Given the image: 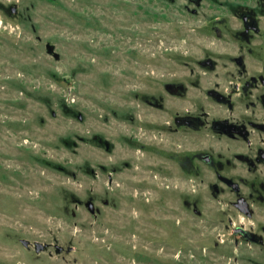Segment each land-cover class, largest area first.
<instances>
[{"label": "rangeland", "instance_id": "obj_1", "mask_svg": "<svg viewBox=\"0 0 264 264\" xmlns=\"http://www.w3.org/2000/svg\"><path fill=\"white\" fill-rule=\"evenodd\" d=\"M17 1L20 15L0 10V264H264L258 246L219 241L222 204L203 186L198 216L180 183L132 177L146 156L136 94L151 69L212 50L213 26L232 29V0ZM102 162L128 177L117 189ZM106 195L118 204L100 202L102 217L77 204Z\"/></svg>", "mask_w": 264, "mask_h": 264}, {"label": "flooded vegetation", "instance_id": "obj_2", "mask_svg": "<svg viewBox=\"0 0 264 264\" xmlns=\"http://www.w3.org/2000/svg\"><path fill=\"white\" fill-rule=\"evenodd\" d=\"M14 6L19 7L17 0H0L8 16L20 15ZM231 7L232 29L213 26L212 50L204 49L194 61L151 69L149 90L136 94L131 124L136 148L146 156L136 157L132 177L134 183H166L170 189V183H180L184 207L198 216L203 186L222 204L218 223L224 227L215 225L225 231L219 241L228 236L235 245L264 252V0H232ZM96 139L111 150L108 138ZM107 166L102 162V172L115 190L128 177L118 164ZM100 202L118 204L108 195L77 204L102 217Z\"/></svg>", "mask_w": 264, "mask_h": 264}, {"label": "water", "instance_id": "obj_3", "mask_svg": "<svg viewBox=\"0 0 264 264\" xmlns=\"http://www.w3.org/2000/svg\"><path fill=\"white\" fill-rule=\"evenodd\" d=\"M18 8L16 6L12 7V11L15 12ZM47 50L49 53H51L55 58L59 59L60 58V54L56 51V46L54 44H51V43H48L47 44ZM79 118L82 120L83 119V115L80 114L79 115ZM23 243L26 245V246H29L30 245V242L28 240H23ZM35 246H36V250L38 252L44 250L46 248V244L44 243H41V242H36L35 243ZM63 247L60 246V245H57V252L58 253H61L63 251ZM69 250H71V248H69Z\"/></svg>", "mask_w": 264, "mask_h": 264}]
</instances>
